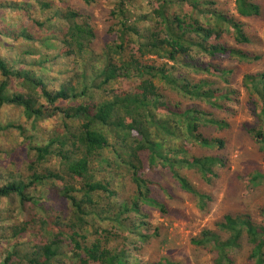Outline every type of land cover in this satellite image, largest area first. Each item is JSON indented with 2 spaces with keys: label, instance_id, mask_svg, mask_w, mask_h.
Masks as SVG:
<instances>
[{
  "label": "trees",
  "instance_id": "1",
  "mask_svg": "<svg viewBox=\"0 0 264 264\" xmlns=\"http://www.w3.org/2000/svg\"><path fill=\"white\" fill-rule=\"evenodd\" d=\"M36 1L47 17L28 18L30 27L40 28L41 34L16 23L0 27V47L5 38L12 44L22 43L12 56L0 53V137L18 130L30 152L23 163L30 173H11L12 179L0 184V198L15 196L24 210L27 202L39 209L22 224H12L11 236H0V243L2 238L6 240L5 259L0 264H144L128 260L126 247L113 243V229L121 233L120 243L145 242L150 237L148 214L142 217L141 205L163 210L162 198L154 194L160 196L163 188L151 186L159 182L149 180L145 169L161 167L183 191L202 202L210 196L200 192L183 170L196 169L210 181L218 169L227 167L226 158L218 152L228 144L226 135L232 122L223 112L234 108L238 92L220 86L223 79L229 82L227 72L225 76L213 73L209 64H198L192 52L197 49L212 58L227 56L250 62L257 57L242 45L254 40L247 34L245 22L220 10L217 0H148L154 3L150 13L131 12L133 0H117L112 13L119 16L120 43L114 39L104 45L96 44L99 31L92 16L75 7L76 2ZM83 1L90 6L95 0ZM25 4L10 2L5 7L23 14L29 9ZM236 9L244 18L261 13L258 0H236ZM147 20L161 27L148 28ZM226 34L234 37L236 45L227 44ZM36 41L48 49L57 47V52L48 56L32 46ZM33 54H37L34 59L30 58ZM160 59L165 62L158 64ZM171 61L174 66L168 64ZM69 64L72 74L66 79L60 76L59 82V74ZM176 65L189 67L199 78L179 73ZM207 74H213L214 80L205 77ZM243 85L261 100L264 122V71L245 73ZM171 92L179 99L170 102ZM6 107L20 109L27 122L2 121ZM52 118L59 120L53 125L58 132L46 128ZM41 130L47 139L38 143ZM251 132L264 150L261 129L256 126ZM53 158L56 162L51 164ZM102 166L110 170L99 178L96 171ZM123 168L131 174L123 173ZM127 175L134 184V195L117 203L112 185L117 177ZM245 178L254 187L264 184L260 171ZM48 184L51 190L44 197L49 207H60L52 220L46 218L48 206L42 198L32 196L39 185ZM130 214L132 225L128 227L123 220ZM103 221L111 226L101 228ZM218 227L219 231L203 230L197 242L211 244L220 262L231 264L229 251L248 234L254 244L250 257L256 264H264V230L249 215L227 214ZM221 231L228 233L227 239ZM38 233L33 241L32 235ZM67 242L72 249H65ZM153 264L175 263L161 259Z\"/></svg>",
  "mask_w": 264,
  "mask_h": 264
},
{
  "label": "rangeland",
  "instance_id": "2",
  "mask_svg": "<svg viewBox=\"0 0 264 264\" xmlns=\"http://www.w3.org/2000/svg\"><path fill=\"white\" fill-rule=\"evenodd\" d=\"M50 1V0H44ZM68 1V0H66ZM76 2L75 7L80 8L82 12L88 13L92 16V22L99 31V39L96 40V44L104 45L105 41L116 39L120 43L118 29L120 27L119 16L113 14L114 5L117 0H95L92 5H84L83 0H70ZM217 7L220 10L228 12L230 15H234L237 18L242 19L245 22V30L247 34L254 40L253 44L242 45L248 50L252 56H256L257 59L250 62H242L239 59L233 57H209L206 54L200 53L197 49L192 52V58H194L198 64L208 65L213 73L225 76L226 72L230 77L229 82L221 80L220 86H231L238 92L237 98L234 101V108L230 111L223 112V115L227 117L232 123V128L227 131L226 137L228 138V144L220 150L218 153L223 158H226V169H218V175L211 176L210 181L201 177L200 173L196 169L183 170L186 176L190 179L193 185L203 193L210 196V199L206 198L200 202L197 196L187 191H183L179 183L172 178L171 174L161 167L156 166L151 170L146 168L145 172L148 173L149 180L155 181V184L151 186L162 187L163 193L157 197L162 198L164 203V209L153 207L151 205L142 204V217L146 213L148 214V228L147 234L150 237L145 242L136 240L135 243H120L122 240L119 238L120 232L113 229L114 241L116 245L125 246L128 260L133 263L135 260H139L144 264H153L161 259H168L175 264H229V261L220 262L217 257V250L210 245H202L197 240L202 238V231L206 229H214L219 231L218 224L225 221L227 214L232 215H249L251 219L260 224V230H264V184L254 187L251 182L245 177L251 178V173L260 171L264 173V150L261 148V143L257 136H255L251 129L258 127L261 129L262 135L264 134V122L260 118L261 107L259 106L260 99L251 95L243 85V76L245 73H256L264 71V0H258L261 5V13L254 17L244 18L240 17L236 9V0H217ZM10 2H20V4L26 3L29 9L26 12H17L9 10L5 7ZM34 4V5H32ZM61 5V1L58 2ZM37 8H36V7ZM154 3H149L148 0H133L130 5L131 12L142 11L144 13H150L153 11ZM203 6V4H202ZM200 8H202L200 6ZM32 10V12H31ZM189 10V9H186ZM21 15V16H20ZM34 15L41 20L45 19L47 13L43 12L36 0H0V27L16 23L18 27H24L31 25L29 16ZM148 28L156 29L161 26L155 22L149 20L146 21ZM14 26V25H13ZM33 29L35 35L41 34V29L36 27H30ZM228 45H236L233 36L226 34L224 37ZM0 53L3 56H12L14 51H19L21 42H15L12 44L6 38L1 39ZM32 46L42 49V52H48V56L53 57L57 52V47L54 49H48L45 45L36 41ZM56 46V45H55ZM31 48V47H30ZM129 51L136 53V56L140 55L137 49L129 48ZM37 54L31 55L30 58H36ZM29 58V59H30ZM154 59H148L149 62L155 63ZM158 64L165 62L164 59L157 61ZM170 66H174L171 61L168 63ZM72 64L66 65V72L59 74L63 79L68 78L71 74ZM37 68V67H36ZM172 69V68H171ZM176 69L181 74H188L193 78L200 75H196L191 72L189 67L176 65ZM229 71V73H228ZM183 75V76H184ZM209 80H214L213 74H207ZM0 75V80H1ZM114 86L120 84L115 83ZM178 96L171 92L169 94L170 102L176 101ZM259 101V102H258ZM8 119L14 122H27L24 118L21 110L14 107H6L1 114V120L7 121ZM49 125L44 122L46 128H51V133L58 132V128L53 125H57L59 120L49 119ZM29 126V125H28ZM41 130L40 135L36 142L43 143L47 139V136ZM18 130H13L7 135L0 137V184L11 180V173L17 175L20 171L23 173H30V170H25L24 162L27 160L25 157L28 152L27 143H23V137H19ZM110 156V153H107ZM17 162L15 164V162ZM56 159L53 158L50 163L53 164ZM94 166L97 168L99 164L95 162ZM96 174L99 178L110 170V167L102 166ZM20 168V170L18 169ZM152 171H155L152 174ZM123 173L131 174L127 168H123ZM152 178H151V177ZM131 182V183H130ZM58 184L62 181H58ZM127 184V185H126ZM113 188L116 190L117 203H120L124 198L129 195H134V184L130 177H117L113 183ZM51 190L50 184L39 185L37 189L33 190L32 196L41 197L44 206H48L45 210L46 218L52 220L55 212L60 209L59 206L49 207V202L45 199V195ZM151 195V194H150ZM107 200V199H105ZM31 202L25 204V210L20 205V201L15 196L0 198V227L4 226V229L0 228V236L5 234L11 236V225H20L29 219L34 212H39V209L31 206ZM133 216H135L133 214ZM131 214L123 220L125 226L131 227L132 218ZM141 218V216H140ZM142 220V219H141ZM136 222V221H134ZM111 226L107 225L106 221L101 222V228ZM145 227H147L145 225ZM154 229V231L152 230ZM155 229L158 233L154 235ZM153 232H152V231ZM245 234V232H244ZM221 235L224 239H227V232L221 231ZM39 237L32 235V240L35 241ZM24 241L27 238L23 239ZM5 239L2 238L0 243V261L5 259L4 243ZM68 243V242H67ZM254 244L248 239V234L241 240V244L229 251V256L232 258L231 264H256V259L252 256ZM65 249H72V246L68 245ZM264 253V247H263ZM71 253H68L70 255Z\"/></svg>",
  "mask_w": 264,
  "mask_h": 264
}]
</instances>
